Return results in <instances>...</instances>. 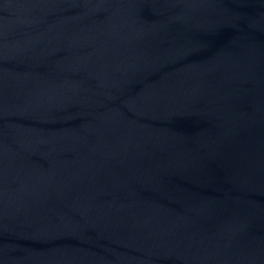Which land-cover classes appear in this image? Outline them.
Segmentation results:
<instances>
[{"label": "water", "instance_id": "water-1", "mask_svg": "<svg viewBox=\"0 0 264 264\" xmlns=\"http://www.w3.org/2000/svg\"><path fill=\"white\" fill-rule=\"evenodd\" d=\"M0 264H264V0H0Z\"/></svg>", "mask_w": 264, "mask_h": 264}]
</instances>
